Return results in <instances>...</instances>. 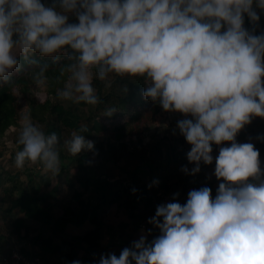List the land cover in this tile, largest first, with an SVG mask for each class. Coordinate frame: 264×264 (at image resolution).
<instances>
[{"label": "clouds", "instance_id": "clouds-1", "mask_svg": "<svg viewBox=\"0 0 264 264\" xmlns=\"http://www.w3.org/2000/svg\"><path fill=\"white\" fill-rule=\"evenodd\" d=\"M253 5L264 10V0H0V81L20 71L22 56L38 66L32 79L44 86L50 65L36 53L67 73L59 98L96 105L94 76L107 83L110 73L142 76L144 97L192 117L176 124L194 164L182 170L195 174L215 159V196L202 186L183 204H158L149 223L159 235H141L96 264H264V169L253 143L236 140L253 116L264 117V32L244 27V14L259 19ZM70 14L76 22H68ZM19 124L15 167L38 164L57 174L58 134L46 133L27 111ZM86 131L83 124L72 130L63 148L73 156L93 149ZM213 144L220 146L215 158Z\"/></svg>", "mask_w": 264, "mask_h": 264}, {"label": "trees", "instance_id": "trees-1", "mask_svg": "<svg viewBox=\"0 0 264 264\" xmlns=\"http://www.w3.org/2000/svg\"><path fill=\"white\" fill-rule=\"evenodd\" d=\"M253 8L257 12L259 19L252 21L247 14H244V25L248 27V30L253 31L254 34H259L262 31L259 30L258 25L264 23V10L255 5H253ZM71 22H76L74 15L71 17ZM33 57L41 62L49 63L50 66L46 72L47 81L44 86L36 85L32 79V74L37 70L38 66L28 64L22 56L20 57V71L13 69L9 81H0V137L11 126L20 127L19 116L22 111L29 112L32 118L34 117L42 122L46 133L55 131L61 140L60 171L57 174L72 172L70 183L73 187V193L70 199L76 201L77 205L67 201L59 215L52 213L50 199L56 196L54 193L56 185L42 192L40 188L41 182L36 183L31 177L25 182H19L10 189L3 188L5 196L1 200L2 203L7 204L6 208H4L5 216H13L16 209L21 211L23 215L21 217L16 215L9 227H6L5 224L7 229L0 231V264L4 258L11 255L13 246H16L9 245V238L13 236L19 242L27 240L31 241V244L35 246L45 248L46 252H43L42 259H38L41 264H51L47 262L49 259L56 260L57 264H70L72 260H80L81 264H96L99 260V250L96 247H98L103 226L99 218L101 207L108 203L122 202L125 194L129 191L130 184H125L119 180L112 181L108 175L100 171L102 169L100 163H95L92 166L87 160L88 152L80 153L77 158L66 154V150L62 146V141L65 138L64 133H70L72 130L80 128L82 118L86 115L84 107H81L88 106L86 109H90L89 111L94 114L95 118L91 119V121H94L92 128H88V131L84 132L83 135L88 134L91 136L90 139L94 142L93 149L95 147L102 148V143L106 142L108 145L117 144L121 139L133 136L132 134L137 135L143 129L148 128V124L163 118L170 110H164L158 101H153L142 95L144 88L147 86L144 77L120 76L112 73L107 77V80L111 81V83L96 78L93 79V85L100 98L99 103L96 105H89L84 102L76 103L71 100L68 105L53 104L48 99V96L55 92L56 88L64 85L67 73L61 75L59 65L53 63L51 57H42L36 53L33 54ZM59 62L66 63V57L61 56ZM40 94H45L47 97L41 99ZM145 104H148L146 109L144 108ZM109 108H115V112L121 110L122 118L114 117L117 115L115 112L113 116L102 115L101 118H96L99 113L105 112ZM51 111L56 117L51 114L46 119L47 117L44 114ZM173 112L179 116L188 115L179 111ZM94 130L97 133H93ZM110 133L112 134L110 135ZM105 137L107 138L106 140ZM236 138H239V136H236ZM18 147L20 149L22 146L18 144ZM161 149L159 145H156L155 149L152 150L153 154H156L154 157L157 164L152 166L149 159L151 169L158 170L162 164L171 162L177 164L185 159L186 150L182 147V142L176 143L171 147L168 146L166 163H163L162 157H160ZM72 161L78 162V166L74 169L70 166ZM71 168L73 171H71ZM38 171L33 170L31 175L36 174ZM40 179L43 180V176ZM134 179H136L135 176ZM76 183H79L84 190L92 185L95 191L94 194L97 196L96 201H91L92 196L85 197L84 192L79 187H75ZM158 190L160 189L158 188L154 194H148L147 189H144V193L140 198H138L139 196L133 197L129 201L128 206L132 208H135L136 205L138 206L139 200L143 199L145 202L144 208L147 209V212L144 214L141 224L149 219L150 213L155 212V208L161 199L158 196ZM15 192L18 194L15 195ZM150 209H153L152 212H149ZM3 221L5 223L8 222L7 219ZM32 221L41 223V226L37 234L28 237L30 230L34 228ZM86 221L93 224V228L83 235H71V241H64L63 239L59 241L51 238L42 240L41 232L45 231L44 227L49 230L48 235L63 236L62 234L66 233L69 226H82ZM148 224H151L149 220L145 222V227ZM73 240L79 245L76 246V249L80 247L85 250L86 253L83 256H78L77 250L70 248ZM19 250L31 260L36 259L26 247L20 246ZM116 255L118 256L119 254Z\"/></svg>", "mask_w": 264, "mask_h": 264}, {"label": "rangeland", "instance_id": "rangeland-1", "mask_svg": "<svg viewBox=\"0 0 264 264\" xmlns=\"http://www.w3.org/2000/svg\"><path fill=\"white\" fill-rule=\"evenodd\" d=\"M44 3L50 4L52 0H43ZM73 15H69L68 22H71V17ZM245 28L248 29L246 25ZM259 30L264 32V23L258 25ZM93 72L95 70L93 69ZM95 78V76H94ZM93 78V79H94ZM65 84V83H64ZM64 86V85H63ZM62 86V87H63ZM53 92L48 99L51 100L53 104H64L68 105L70 100L62 99L57 96V89ZM47 96L45 94H40V98L44 99ZM148 104L144 105V108ZM84 107V108H83ZM85 110L86 115L82 118V124L87 125L88 128H92L95 116L92 114L88 108V106H82ZM113 111L110 115L104 114V112L99 113L96 118H101L104 116H113ZM117 115L114 117L122 118L121 110L115 112ZM56 115L51 111L45 113L46 119H48L49 115ZM186 115L179 116L174 114L173 111H169L165 114L163 118L158 119L154 123L148 124L149 127L143 129L137 135L132 134L133 136L127 137V139H121L117 144L113 143L108 145L106 142L102 143V148L95 147L94 149L82 150V152H88L87 160L93 166L95 163H100L102 169L100 170L103 174L108 175V177L112 181H123L125 184L129 185V191L125 194V198L120 203H108L101 207L100 219L103 223L101 229V236L98 241L97 250H99V258L101 254L105 256L108 253L119 254L120 251L124 247H132V242L138 240L141 235L146 236L147 241H151L158 233L159 228L153 224H148L146 227H141L142 219L144 218V214H146V208H144L145 202L139 200L138 206L135 208L129 207L128 203L133 197L140 198L144 189H147L148 194H154V192L159 188L168 198L170 202L176 201L181 204L186 202L187 193L192 189H198L202 186L210 187L212 196L216 194V188L220 180H218L214 175V166L215 159L211 164H204L201 162L200 171L195 174L185 173L181 166L187 165L189 169H191L194 164L190 163L185 156L183 162H178L177 164L171 162L168 164H162L160 168L151 169L149 163L151 162L152 166L157 164V161L153 154V149H155L156 145H159L161 149L160 157H162V162H167L166 152H168V146H173L176 143L182 142V147L187 151L190 149L191 145L185 140L184 136L179 132V129L176 127L177 121L185 118ZM192 118L190 114L187 115V118ZM111 118V117H110ZM32 121L39 126L45 129V126L42 122L38 121L34 117ZM149 122V121H148ZM20 127L11 126L8 130L5 131L4 135L0 137V231H5L6 227H9V224L17 215L21 217L23 213L18 209L14 210L13 216H5L4 208H6L7 204L2 203L1 198L5 196L4 189H10L12 186L18 184L21 181H26L29 177L33 179L34 182H41V191L45 192L52 188V186L56 185V189L54 191L56 196L50 199V203L52 204V213L59 215L63 209V205L69 201L73 205H77V202L70 199L73 193V187L70 183L72 179V172L63 174H54L50 171L43 169L38 164H30L26 163L22 169H17L14 165V155L15 152L19 150L17 138ZM93 133H97L95 130ZM65 138L69 135L68 132H65ZM112 133H110L111 135ZM86 139H90L91 136L88 134H84ZM236 136L237 142H251L254 147L259 150V159L261 161V168L264 169V117L253 116L249 123L245 124L244 127L239 130ZM107 138L105 137V140ZM184 140V141H183ZM230 142L225 141L222 144H229ZM219 145L214 144L212 146V155L215 156L218 154ZM79 153V154H80ZM66 154L73 158H77L79 154L73 156L66 151ZM168 154V153H167ZM169 156V155H168ZM150 159V162H149ZM77 162V161H76ZM71 162L70 166L74 169L78 166V162ZM71 168V169H72ZM73 169L71 171H73ZM33 170H39L36 174L31 175ZM158 174V178H157ZM43 176V180L40 177ZM104 176V175H103ZM134 176L136 179H134ZM10 177V179H8ZM222 179V178H221ZM157 181V183H153V181ZM76 182H78L75 179ZM151 185V186H149ZM75 187H79L81 191L84 192V196H92L91 201H96L95 191L92 185L84 190V188L80 187L79 183H76ZM16 188V187H15ZM135 189V191H133ZM167 189V190H166ZM157 191V192H158ZM176 193L177 195H173ZM18 193L15 192V195ZM156 200V198H155ZM103 202L102 200H100ZM157 201V200H156ZM153 209H150L149 212H152ZM150 217H152L154 213H150ZM149 217V218H150ZM8 220L5 223L4 219ZM4 223H3V222ZM6 224V227H5ZM32 224L34 228L30 230L28 237L35 235L40 230L41 223L33 222ZM45 231L41 232L43 236L42 240H47L49 238L54 240H64L71 241V235L79 234L83 235L91 228H93V224L89 221H86L82 226L71 225L67 228L66 233L62 234L63 236H53L48 235L49 230L44 227ZM7 229V228H6ZM150 230V231H149ZM61 243V242H60ZM46 244V243H43ZM63 244V243H61ZM9 245H16L18 247L24 246L28 249L30 254H33L34 260L42 259L41 256L45 251V248L40 246H35L31 244V241L22 240L19 242L14 236L9 238ZM65 246V245H64ZM79 246L76 241H72L71 249L77 250L78 256H83L86 252L83 248ZM51 264H57L56 260L49 259L47 261ZM134 264V262H133Z\"/></svg>", "mask_w": 264, "mask_h": 264}, {"label": "built area", "instance_id": "built-area-1", "mask_svg": "<svg viewBox=\"0 0 264 264\" xmlns=\"http://www.w3.org/2000/svg\"><path fill=\"white\" fill-rule=\"evenodd\" d=\"M158 196L161 198L159 204L170 202L167 196L162 191L158 192ZM145 222L141 224V227H145ZM11 251H12L11 255L7 258H4L1 264H41L39 263L38 260H34V259L31 260L30 258L26 257L24 254H22L18 246H13Z\"/></svg>", "mask_w": 264, "mask_h": 264}]
</instances>
